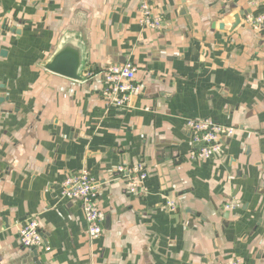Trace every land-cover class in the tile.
Instances as JSON below:
<instances>
[{
    "label": "crops",
    "instance_id": "0c3cea01",
    "mask_svg": "<svg viewBox=\"0 0 264 264\" xmlns=\"http://www.w3.org/2000/svg\"><path fill=\"white\" fill-rule=\"evenodd\" d=\"M148 3L157 30L139 0H0V264H37L18 242L33 216L49 248L39 264H264V32L244 24L264 0ZM66 45L79 81L42 67ZM128 59L140 92L108 110L99 72ZM205 118L235 132L191 160L185 121ZM137 164L143 197L115 172ZM81 170L98 187L95 240L80 202L60 196Z\"/></svg>",
    "mask_w": 264,
    "mask_h": 264
},
{
    "label": "built area",
    "instance_id": "2783aa9c",
    "mask_svg": "<svg viewBox=\"0 0 264 264\" xmlns=\"http://www.w3.org/2000/svg\"><path fill=\"white\" fill-rule=\"evenodd\" d=\"M139 5L141 26L149 30L159 29L162 24L161 18L152 14L148 0H139ZM244 24L255 32H264V13L247 14ZM136 72V66L129 59L123 64L112 65L99 72L104 79L102 98L108 110H121L129 107L131 96L140 92V87L135 80ZM185 126L192 144L188 157L196 161H206L218 155L223 143L235 132L234 128L217 124L209 118L188 119L185 121ZM115 172L117 178L125 183L129 195L145 196L144 183L147 174L143 164L120 166ZM97 191L98 187L89 172L81 170L66 176L60 193L63 199L80 202L87 224V234L91 240L99 238L103 232L102 214L96 205ZM166 208L174 211L175 205L168 202ZM225 209L229 210L231 206L226 205ZM18 242L21 248L29 251L40 248L49 249L41 235L38 219L34 216L25 219L18 232ZM227 264L243 263L240 259H234Z\"/></svg>",
    "mask_w": 264,
    "mask_h": 264
},
{
    "label": "water",
    "instance_id": "95a60500",
    "mask_svg": "<svg viewBox=\"0 0 264 264\" xmlns=\"http://www.w3.org/2000/svg\"><path fill=\"white\" fill-rule=\"evenodd\" d=\"M242 14L237 13L232 16L231 22L227 24H220V30H226L228 33H232L239 25ZM5 52L0 51V56H4ZM42 67L51 73L60 75L62 77L72 79L75 81L80 80V67L81 57L78 52L73 50V47L66 45L60 48L56 53L52 54L49 59L42 64ZM35 256L34 262L39 264L37 260V253L33 250Z\"/></svg>",
    "mask_w": 264,
    "mask_h": 264
}]
</instances>
